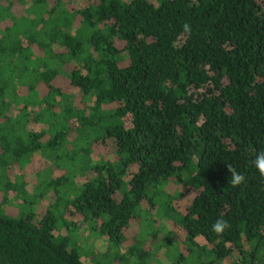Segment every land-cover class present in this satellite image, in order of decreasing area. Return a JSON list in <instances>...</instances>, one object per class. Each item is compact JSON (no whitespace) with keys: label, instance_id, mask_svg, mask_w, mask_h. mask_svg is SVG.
<instances>
[{"label":"trees","instance_id":"trees-1","mask_svg":"<svg viewBox=\"0 0 264 264\" xmlns=\"http://www.w3.org/2000/svg\"><path fill=\"white\" fill-rule=\"evenodd\" d=\"M261 151L264 0H0V264H264ZM33 154L43 210L8 213Z\"/></svg>","mask_w":264,"mask_h":264},{"label":"rangeland","instance_id":"rangeland-1","mask_svg":"<svg viewBox=\"0 0 264 264\" xmlns=\"http://www.w3.org/2000/svg\"><path fill=\"white\" fill-rule=\"evenodd\" d=\"M16 114V111H15ZM115 151V144L113 140H109L107 144V152L113 154ZM93 158L96 157L93 155ZM41 162V158L39 155H31L30 156V164L26 166L24 171L16 170V174H24V177L17 178L18 181V189L15 193L14 191L9 192L11 203L7 206L8 213L16 214L17 210L22 213H33L35 215L43 210L44 202L38 201L37 194L44 188V184L38 183V176L35 170L38 169V162ZM41 167H39L40 169ZM88 173V172H87ZM59 175V171H43L42 176L46 180L49 178L48 176L56 177ZM14 178V177H13ZM128 179V176H126ZM25 181V186L23 188L20 187L21 183ZM37 187V188H36ZM38 189V191H37ZM37 191V192H36ZM25 200L24 203L22 198ZM22 200V201H21ZM21 202V203H20ZM46 204V203H45ZM143 214V213H142ZM164 211L162 208L157 211L148 212V217L146 214H143V217L138 219L137 224L133 227V234L138 240L144 241L145 244L150 243L149 236L151 232L154 230L157 231L158 237H162L163 232L167 231L166 220L162 219L164 216ZM160 216V217H159ZM61 235L69 236L70 242L76 246L80 253L82 254V259L86 261H92L95 258L100 257L103 253L107 251V242L100 237L96 231H93L88 224L75 223V225H71L69 227L61 226ZM149 234V235H148ZM132 237H129V240L126 242L127 244L131 243ZM156 242V241H155ZM174 253V252H173ZM168 259H166V262Z\"/></svg>","mask_w":264,"mask_h":264},{"label":"clouds","instance_id":"clouds-1","mask_svg":"<svg viewBox=\"0 0 264 264\" xmlns=\"http://www.w3.org/2000/svg\"><path fill=\"white\" fill-rule=\"evenodd\" d=\"M185 32H190V25L185 24L184 26ZM254 167L258 170L261 176H264V151L256 154L255 159L253 161ZM227 171L230 173V179L228 180V186L238 187L245 183L246 177L241 172L237 171L236 167L231 164L227 165ZM231 225L229 222L223 218L216 220V222L212 226V231L217 235L223 234L227 229H229Z\"/></svg>","mask_w":264,"mask_h":264}]
</instances>
